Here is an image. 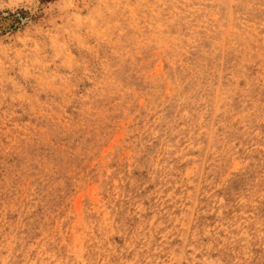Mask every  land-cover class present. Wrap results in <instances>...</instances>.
Masks as SVG:
<instances>
[{"label":"rangeland","instance_id":"1","mask_svg":"<svg viewBox=\"0 0 264 264\" xmlns=\"http://www.w3.org/2000/svg\"><path fill=\"white\" fill-rule=\"evenodd\" d=\"M263 86L264 0H0V264H264Z\"/></svg>","mask_w":264,"mask_h":264},{"label":"bare ground","instance_id":"2","mask_svg":"<svg viewBox=\"0 0 264 264\" xmlns=\"http://www.w3.org/2000/svg\"><path fill=\"white\" fill-rule=\"evenodd\" d=\"M258 59V58H257ZM264 87V86H263ZM253 90V89H252ZM259 115V114H258ZM260 122V121H259ZM216 140V139H215ZM253 142V141H252ZM174 224V223H173Z\"/></svg>","mask_w":264,"mask_h":264}]
</instances>
